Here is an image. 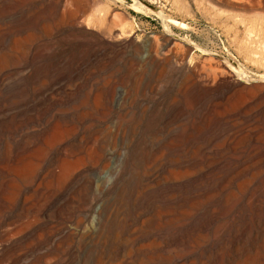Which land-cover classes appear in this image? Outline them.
I'll list each match as a JSON object with an SVG mask.
<instances>
[{
  "label": "bare ground",
  "instance_id": "1",
  "mask_svg": "<svg viewBox=\"0 0 264 264\" xmlns=\"http://www.w3.org/2000/svg\"><path fill=\"white\" fill-rule=\"evenodd\" d=\"M68 1L0 0V39L26 32L43 12L81 47L55 72L12 62L1 70L14 55L1 56L0 264H264V74L214 69L212 54L188 59L192 41L177 37L179 44L151 45L148 53L154 66L177 71L167 72L177 87L169 101L156 72H146L139 92L142 78L130 91L113 75L83 90L77 71L84 61L138 47L118 28L124 17L112 13V0L76 8ZM210 1L243 11L223 21L246 23V37L264 41V0ZM35 48L29 45L31 59ZM70 62L74 70L66 72ZM183 94L194 117L178 130L168 125ZM227 114L257 122L260 133H229ZM150 129L155 135L145 138ZM219 146L236 150L212 151Z\"/></svg>",
  "mask_w": 264,
  "mask_h": 264
},
{
  "label": "rangeland",
  "instance_id": "2",
  "mask_svg": "<svg viewBox=\"0 0 264 264\" xmlns=\"http://www.w3.org/2000/svg\"><path fill=\"white\" fill-rule=\"evenodd\" d=\"M135 1L142 2L144 5H146L148 9L140 10V11L137 8L135 9L134 7ZM174 1L175 3H173ZM174 1L172 0H112L110 3V6L112 8V13L113 14L118 13L124 17L123 20L119 23L118 28L121 29L123 27V29L126 31V34L127 35L129 34L127 39L132 40L133 44L138 47V50L129 48L128 52L123 56L97 57L92 61L91 60L84 61L80 67L82 70L79 69L77 71V72H82L81 76L79 77V80H81L82 89L83 90L87 89L92 84L93 81L96 80L101 81V79H103L102 77H107V76L109 77L113 75L112 78L122 80V83L124 85L122 89L128 90V88L130 87L129 88L130 91H133L134 89L135 80H137L138 78H142L141 81H138L139 82L138 92H139L142 90V86H143L142 82L146 78L145 75L147 74L146 72H156L152 76L156 84V87L160 91H164L165 98L169 101L170 98L175 93V91H177V87H173L169 85L167 72H177V71H174L173 68L167 64L159 67L154 66L151 63L150 58L148 57V53L151 45H154L156 47L159 44L157 47L161 51H165L171 45H174L175 43L179 44L180 41L177 39V37L188 38L190 41H192L191 50L188 54V59H199V58L202 59L212 54L214 58V63L212 64V66L214 69L217 68V70L223 71V69L228 70L229 67L232 68L233 66L236 65L238 67L243 68L245 72H251L255 76H260L264 74L263 73L264 44H261L264 43V41L248 39L246 35L248 36L247 31L249 30L247 28L248 25L246 23L241 24L240 22H236L238 23V27L235 28L233 24V21H235L234 19H230L229 21H223L225 15H229L232 13L235 14L238 12L244 13L243 11L241 10L239 11V9L236 8H230L229 6H225L219 3L218 5L216 2L210 0L208 1L212 4V6L210 3H208L207 0H202V2L201 0H194V1L174 0ZM183 1L184 3H182ZM199 1L202 3L201 5ZM99 2L101 5L105 4V2L101 0ZM86 3L87 0L68 1V5L70 8H76L77 6L80 7L85 5ZM213 4L215 6L217 5V7H214L215 12L213 11V6H214ZM197 8L198 11H196ZM201 9L203 11V14ZM220 13L222 14L220 15ZM204 16L207 18L206 22ZM208 16L211 19V21L210 19H208ZM212 16H214L215 18L216 16H218L221 18V20L216 19L217 20L216 21ZM167 20L172 21V23L169 24ZM207 20L209 21L207 22ZM53 22L54 20L51 17V14L48 13L44 14L43 12H39L37 15H35L32 26L26 32L18 33V35L17 33H13L10 35L8 39H0L1 63L3 61V58L1 56H5L6 54L14 55V57L11 60L3 61L1 70L6 69L5 64L9 66V63L12 62L18 64L23 63L25 65V69L31 70V72H55L56 71L55 66L58 64L60 58L68 57V56L72 57L73 56L72 54L81 47L76 45L75 43H72L69 39H67V37H64L61 31L57 32L55 29V25H53ZM165 24H167V26L169 24L170 28L166 27ZM235 34L236 36L234 37ZM225 36H227V38ZM165 39H167V41ZM231 41L232 43H230ZM21 42L22 43L24 42L25 44H21ZM30 44H34V46H36L35 48L36 55L34 56L35 59H31L29 57ZM199 48H203L204 50L208 51V54L202 55L201 49ZM253 51H260L262 52V54L259 55L258 53H253ZM42 54H43L42 56L43 58L37 57ZM215 55L218 57V59L214 57ZM251 55L252 56L254 55L255 58L252 57ZM74 66L75 64L70 62L66 72H73ZM44 79L45 78H43V80ZM145 93L148 96L152 95V93L151 94L147 93L146 90ZM209 104H212L210 109L212 110L216 109L215 111L221 112L222 108H218L216 105H213L214 100H211ZM223 106L227 107L228 110H231L235 107V104L234 101L230 99L228 101H225ZM192 111H193V106H192L191 97L188 94L181 95L180 115L176 119L171 121L170 122L171 124L169 123L168 126L169 127L170 126L172 127L174 125L179 126L178 127L179 130L184 126V124H187V122L194 117V111L193 112ZM225 119L229 121V123L227 124L228 127L227 131H229V133L234 132L235 134L238 135V137L240 136L242 139H246L248 136L253 134L257 135L261 131L260 129L261 127H258L257 122H253L252 120L245 121L241 117L229 116L228 114L225 115ZM238 121L242 122L243 124L240 123L239 126H236L235 123L236 122L238 123ZM245 122H247L248 124ZM260 122L261 121H259V123ZM159 123L161 125L162 121ZM151 130L152 129L147 130L145 132L146 134L143 136H145V138L151 137L154 134V132ZM263 131L264 130H262V132ZM220 138L222 140L224 136L219 137V139ZM219 139H218V143H221V140ZM258 144L259 143H253L252 145L255 146ZM219 147L216 149L212 148V151L223 150V151L233 152L232 150H236V148H231V147H225L223 149H221V146ZM195 148H197L196 145ZM244 176L246 177V175ZM248 177H250V174H248Z\"/></svg>",
  "mask_w": 264,
  "mask_h": 264
}]
</instances>
